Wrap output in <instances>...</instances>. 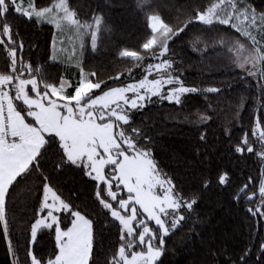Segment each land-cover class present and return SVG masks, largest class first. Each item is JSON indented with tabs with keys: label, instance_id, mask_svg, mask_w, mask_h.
Segmentation results:
<instances>
[{
	"label": "snow or ice",
	"instance_id": "1",
	"mask_svg": "<svg viewBox=\"0 0 264 264\" xmlns=\"http://www.w3.org/2000/svg\"><path fill=\"white\" fill-rule=\"evenodd\" d=\"M221 4L225 0H220ZM230 5L226 17L216 15L220 5H216L211 13L196 11L189 23L183 28L172 31L168 26V35L164 39L158 55L150 54L149 57L136 55L132 57V67L127 69L128 78L133 82L120 83L109 92L117 94L113 101L114 107L110 115L117 117L120 131V139L114 145L115 151L109 149L113 163L105 164L100 171L102 176H111L115 183H108L105 189V180H97V169L93 163L100 155L97 152L90 156L87 152L73 153L66 151L61 141L54 133H47L41 129V121H60L68 113L63 105H57L51 114L38 117L35 101L40 99L45 107H48L46 97L49 91H55L57 95L65 93V99L72 97L66 95V89L72 85L63 77L59 84H48L35 78L31 73L30 63L23 58V42L17 43L19 33L13 31L12 13L15 12L21 18L36 25L48 23L60 29L63 22L76 27L78 30L88 32L91 36V47L93 51L97 48V30L101 24V18L93 15L94 24L81 22L77 12L70 6L69 0H55L50 6L40 7L33 0H29L27 6L18 0H0V54L9 71L0 74V226L3 229V238L7 242V249L11 264H97L95 259V226L97 221L92 219L88 212H82L79 208L72 206L71 200H65L58 194L57 184L52 179L47 167L51 164V172L59 175L66 170H73L82 175V180L92 182L95 188V209L97 217L103 216L105 227L115 229L118 234L117 247L112 251L111 259L105 264H162V258L167 253L168 240L189 226L191 232L199 236L196 225L201 223L198 219L199 208L203 193L211 187V181L204 179L198 187L184 188L179 185L171 175L164 173L165 179L159 178L160 170L154 159V147H149L151 138L144 136L141 142V129L134 122V114L142 112L153 98L158 101H167L169 104H181V97L189 93L203 91L205 93L218 94L221 89L210 86L203 90L197 87H186L182 82V70L176 68L171 56V45L177 40L188 39L192 45L202 43L200 35L193 33L189 35V29L196 26H204L203 29H213L217 25L225 29H233L249 42L245 43L239 37L233 40V46L228 48L231 53H238L233 60L235 68L240 70L241 80L255 79L259 91L253 100V120L250 123L251 137L261 145L258 151L246 132L236 144L234 150L243 155L245 150L249 154L259 157L260 171L258 179L249 175L231 193L233 200L239 203L245 199L248 204H256L255 208L249 207L247 211L255 216L260 214L264 218V117L258 115L264 109V6L257 9L250 0H226ZM162 20V17L160 18ZM234 21H242L245 27ZM57 33H53V47L56 45ZM231 39V37H229ZM224 43L222 37L219 41ZM83 46V45H81ZM155 47V45H154ZM193 51H197L193 47ZM121 57H131V51L120 52ZM54 59V57H53ZM148 61H159L166 69V75L161 83L160 78H154L153 68L160 71L158 64L144 63ZM143 65V67H142ZM77 66H80L79 63ZM140 69L142 73L139 81H135V70ZM180 75H176V73ZM122 73L113 77L120 81ZM97 73L86 72L80 66V80L74 86L79 88L81 83H91L92 77ZM152 77L151 79L149 77ZM106 82H97L93 90L84 99L95 98L104 93ZM171 86L166 92L164 87ZM31 101V102H30ZM245 98H241V104L245 107ZM258 102V104H257ZM83 103V100L81 101ZM101 107H103L101 105ZM118 109V111H117ZM88 110L85 109V114ZM76 114L73 111V119ZM100 120L107 117L101 115ZM206 120V117H202ZM39 133L38 139L32 142L29 139L31 130ZM228 129L225 135H229ZM201 140L204 135H201ZM137 154L145 159L148 164L149 182L133 183L135 176L127 180L119 174L116 162L122 155ZM34 179L38 182L37 192L41 195L36 199L39 202L35 210V216L23 230L27 234L25 255L20 258L19 251L13 247L7 222L6 209L7 198L10 189L21 181ZM86 178V179H83ZM229 175L223 172L218 177V184L227 186ZM127 185V186H126ZM251 186V187H250ZM258 200L257 204V189ZM251 189V190H250ZM63 213V217L60 215ZM41 235H47L54 241V247L47 259L36 254L35 245L39 242ZM252 255V248L244 251L240 257V264H246V260ZM258 264H264V241H261L257 251Z\"/></svg>",
	"mask_w": 264,
	"mask_h": 264
},
{
	"label": "trees",
	"instance_id": "2",
	"mask_svg": "<svg viewBox=\"0 0 264 264\" xmlns=\"http://www.w3.org/2000/svg\"><path fill=\"white\" fill-rule=\"evenodd\" d=\"M33 2L43 7L50 6L55 0ZM218 3L220 0H69L81 22L93 24L94 14L101 18L95 51L90 42L92 29L82 31L83 46L79 48L78 63L86 72L97 73L90 84L106 82V90L120 83L133 82L127 73L133 64L132 57L140 55L147 58L150 54L158 55L161 50L160 45L146 48L154 36L149 26L151 17H156L167 31L171 26L174 32L188 24L197 10L207 12ZM250 3L257 9L264 6V0H250ZM11 19L14 34L19 33L18 44L22 38L23 58L30 63L31 73L42 82L58 85L64 68L51 60L54 28L44 23L36 25L15 12ZM200 27L204 26L193 25L189 35H200L202 43L192 45L188 39L177 40L171 45L170 56L176 61L174 66L182 70L183 85L201 90L215 86L221 91L218 94L203 91L186 94L181 98L180 105L153 99L133 117L136 126L141 129V142L144 136L151 138L149 147L155 148L154 159L161 174L171 175L184 188L198 187L204 179L211 181V187L203 193L198 210L201 223L196 225V231L199 236L186 225L168 240L162 264H240V257L250 247L252 255L247 258L246 264H258L257 251L260 242L264 241V218L259 213L253 216L247 211L249 207L255 208L256 204H248L245 199L236 203L231 193L249 175L254 179L259 176V157L246 150L243 155L234 150L246 132L253 146L258 151L262 150L250 135L253 100L259 88L255 79L242 81L240 70L232 63L237 54H246L228 51L239 33L231 28L220 32L219 29L224 28L222 25L211 30L203 29L204 33H201ZM168 35L171 32L168 31ZM222 37L223 44L219 42ZM239 39L245 43V48L250 46L244 37ZM193 47L197 51H193ZM122 51H131L132 56L121 57ZM8 71L4 55L0 54V74ZM121 73L120 81L113 79ZM141 75L140 69L135 70V81ZM72 90L71 87L69 93ZM242 97L246 107L241 104ZM258 115L264 117V109ZM202 117L207 119L202 120ZM226 129L229 135H225ZM202 134L203 140L200 138ZM51 164L49 162L47 167L57 184L58 194L66 201L70 199L73 207L88 212L97 221L95 259L97 264H105L118 246V234L115 229L105 227L103 216L96 215L99 210L95 209L96 190L93 183L82 180V175L73 170L57 175L51 172ZM223 172L229 175L227 186L218 184V177ZM37 187L38 182L34 179L21 181L10 189L7 198L9 232L12 245L19 251L21 259L27 242V234L23 230L33 220L39 204L36 197L41 192L36 191ZM256 191L258 204V187ZM53 247L54 241L47 235H41L35 245L36 254L46 260ZM0 264H11L2 226Z\"/></svg>",
	"mask_w": 264,
	"mask_h": 264
},
{
	"label": "rangeland",
	"instance_id": "3",
	"mask_svg": "<svg viewBox=\"0 0 264 264\" xmlns=\"http://www.w3.org/2000/svg\"><path fill=\"white\" fill-rule=\"evenodd\" d=\"M18 2L25 6L29 3L27 0H18ZM218 4L220 5V8L215 14L222 18L226 17L230 5L227 4L226 0L225 3L221 4L220 2ZM218 4H215L207 12L211 13L213 8ZM234 22L240 24L241 27H245V23L242 21ZM51 26L54 28L58 36L55 47H53L52 43L51 60L60 63L63 66L64 73L62 77L72 85L73 90L69 93L71 87L66 89V95L71 96V100L65 99V93L57 95L54 90L49 91L45 98L48 107H45L40 99L35 101L38 110V117L53 113L57 105H63L64 109H69V106L71 105V109L68 110L67 116L63 120H42L41 129L47 133H54L61 141L62 146L65 147L66 151L80 154L87 152L90 156H94L99 152L100 155L96 157L93 167L97 169V180L104 179L105 187L107 189L109 182L113 183L116 181H110L106 176H102L99 170H102L105 164L113 163L112 157L109 155V149L115 151L114 145L117 140L120 139V136L118 135L120 130L118 127H115V125L118 124V119L117 117L110 115L112 107H114L113 101L116 99L117 94L115 92H109L107 89L104 93L95 98L84 99V97L88 96L93 90L94 85L90 83H81L79 88L74 89V86L80 80V69L77 65L83 30H78L76 27L69 25L66 22L62 23L60 29L55 28L54 25ZM149 26L153 31L154 36L146 45V48L154 45L161 46L164 39L167 37V29L156 17L150 18ZM263 62L264 61H262V63ZM151 63L158 64L161 70L157 71L156 68H153V75L156 73L154 78H160L161 83H163V78L167 72L166 67L159 61H153ZM176 75H179V73H176ZM149 78L151 79L152 77L150 76ZM170 87L171 86L166 85L163 91L166 92ZM115 88L116 87L110 89ZM153 99L157 98L154 97ZM82 100L83 103H81ZM165 102L167 101L165 100ZM101 105L103 107H101ZM85 109L88 110L87 114H85ZM73 111L76 114L75 119H73ZM101 115L107 117V119L100 120L99 118ZM35 137L38 139L39 133H35ZM115 166L116 169L119 170V174L124 177L125 180L131 176H135L136 180L133 181V183L149 182L148 164L145 159L135 153L131 155H122L119 161L116 162ZM108 177L111 179V176ZM159 178L161 180L165 179L164 175L161 173ZM62 214L63 213L60 215Z\"/></svg>",
	"mask_w": 264,
	"mask_h": 264
},
{
	"label": "crops",
	"instance_id": "4",
	"mask_svg": "<svg viewBox=\"0 0 264 264\" xmlns=\"http://www.w3.org/2000/svg\"><path fill=\"white\" fill-rule=\"evenodd\" d=\"M35 133L37 134V132L33 129L31 130V132L28 134L29 135V139L32 141V142H35L36 138L35 137Z\"/></svg>",
	"mask_w": 264,
	"mask_h": 264
},
{
	"label": "built area",
	"instance_id": "5",
	"mask_svg": "<svg viewBox=\"0 0 264 264\" xmlns=\"http://www.w3.org/2000/svg\"><path fill=\"white\" fill-rule=\"evenodd\" d=\"M2 123H3V120H2V118H0V125H2Z\"/></svg>",
	"mask_w": 264,
	"mask_h": 264
}]
</instances>
